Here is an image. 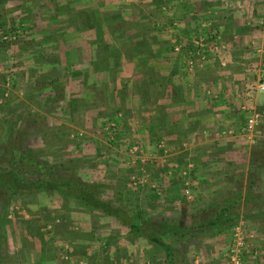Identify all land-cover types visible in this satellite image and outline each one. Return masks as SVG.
I'll list each match as a JSON object with an SVG mask.
<instances>
[{"label":"rangeland","instance_id":"1","mask_svg":"<svg viewBox=\"0 0 264 264\" xmlns=\"http://www.w3.org/2000/svg\"><path fill=\"white\" fill-rule=\"evenodd\" d=\"M209 1L0 0V169L27 155L51 170L20 172L22 179L81 183L130 213L188 226L224 207L236 219L219 229L222 264L236 225L246 236L244 264H264L246 223L252 208L241 209L259 204L264 190V163H254L264 159V90L256 89L264 0L247 20L260 38L240 51L221 15L238 6L247 13L246 1ZM165 92L187 110L171 113ZM251 113L258 124L249 138ZM157 251L78 201L45 189L11 195L0 183V264H157Z\"/></svg>","mask_w":264,"mask_h":264},{"label":"crops","instance_id":"2","mask_svg":"<svg viewBox=\"0 0 264 264\" xmlns=\"http://www.w3.org/2000/svg\"><path fill=\"white\" fill-rule=\"evenodd\" d=\"M206 1H205L206 3L212 4V1H209V0H206ZM245 1H246L247 13H245V14H244V12L242 13L240 11L241 9L240 10L238 9L239 8V6H238V8H236L235 10H232V8H230L231 11L227 12L226 15H224V16L221 15V21H222V24L224 27L225 36L226 37L228 36V38H230L233 34L238 35V40L235 42V45H236L235 49L238 51H240L241 48L247 44V41L251 40V38H253V37L260 38V37H258L259 36L258 32L255 33V31L252 29L253 27L247 26V24H248L247 20L250 18L249 15H251V13L255 14L254 12H252L253 11L252 6H257L258 1L257 0H245ZM194 2H195V4L204 5L202 8H207L209 6L207 4H204L205 2H199V0H194ZM259 9H260V12H263L264 6L261 5V8H259ZM228 10H229V8H228ZM250 10H252V11H250ZM257 15L258 14L256 13L255 16L257 17ZM235 45H234V47H235ZM236 50H234V51H236ZM161 51H165V50L161 49ZM76 61L79 62V59H76ZM170 62L171 61L168 62L167 60H165L163 62L164 66H168L170 64ZM205 82L209 83L207 81H205ZM221 87H223V89H225L224 85H221ZM168 93L169 92H165L164 95H161L160 97H161L162 103L163 102L166 103L165 101H168V102L170 101V103H173L172 105H169L166 103V106L169 107L168 110L170 109L171 113H173V112L175 113V111L179 110L178 112H176V114H181L180 111L184 112V110H187L186 109L187 107L185 105H182L183 103L180 102L181 107L179 106V101L174 100L175 97L173 94H171V93L168 94ZM184 96H181L180 100L190 98V96H187V97H184ZM228 96H230V97L227 100H230L231 103H233L235 101L237 103L238 101H240L239 94H237V96L235 97L234 94L230 95V93H228ZM197 98L202 99L203 96L198 95ZM208 98L212 100L214 105L216 104L217 100H215V98H213V97H208ZM208 98L205 97L206 100ZM201 102L203 103L204 101L201 100ZM220 102H222V101H219L218 103L220 104ZM224 106L218 105L216 107H212L210 104L209 108H211V111L214 109H219L220 110L219 114L222 115L223 110L225 111ZM226 109H227V111L229 110L228 107H226ZM169 124L171 126L174 125L172 123V121ZM187 124H188V122L184 123V124H183V122H181L180 123L181 128H185V127L187 128ZM170 125H168V126H170ZM260 160H263V161L254 162L255 164L259 163V165L258 164L256 165L257 169L262 168L261 166L264 163L263 158H260ZM255 176H256L255 178H257L256 173H255ZM261 180H262V182H264V175L263 174H261ZM166 190L167 191L170 190V187ZM214 190H215L214 188H212V190H211L213 192V194H214ZM261 194H264V190H262V189H260V191L258 193H256V195H255L256 200L258 202H260L259 204H254V205H250V206L247 205V207L245 206L244 208L242 205L241 209H242V212L244 213V212H246L247 209L252 208V213L248 216L245 215V217L247 219L246 223L250 229H253L252 230L253 233H255V237L253 239V243H254L253 245L256 248H258L260 253L264 254V251L263 250L261 251V249L264 248V197L260 198ZM114 206L122 208L130 216L135 214L136 212H140L142 214L143 221L146 224L144 227V232L143 233H136V234L142 235L149 242H151L152 244L157 246L158 251L155 254V257H153L157 260V264H222L223 263V261H224L223 250H224V247L226 248V246H227V243H225V242H227V239H226L224 233L220 232L219 229H221L225 225L229 224V222H227V223L225 222L226 224L221 223V226H219L217 228L214 227V229L207 228V224L211 221H220V220H222L223 217H225V218L231 217V215L227 216L228 214L226 212V208L219 207L218 208L219 213L212 220H208L206 222L196 223L195 225L188 226L184 222L183 218L178 219L174 222H172V221L170 222L169 219H167V218H159V219L155 220L149 214L147 215L143 211L137 210L134 213H130L127 209H125L119 205H114ZM208 206L209 205H207V207ZM224 209H225V211H224ZM223 212H224V214H223ZM96 213H98V212H96ZM98 214L103 215L100 213H98ZM106 216H108L112 221H114L116 224H118V226L124 228L125 230H127L130 233H134V232L130 231V229L128 227L121 224V222L117 218L110 216V215H106ZM182 217H184V216L182 215ZM149 227L152 230L150 229L147 233V228H149ZM151 236L156 238L158 242H154V241L150 240ZM171 238L176 240V246L175 247L168 245V242L166 241L167 239L170 240ZM193 247H194V251H193ZM197 248H199V250H196ZM185 255L186 256L188 255V256L185 257ZM252 258H250V261L249 260L247 261L248 262L247 264H252L253 260L257 263L258 259L252 260ZM161 260H162V262L160 263ZM147 264H150V261H147Z\"/></svg>","mask_w":264,"mask_h":264},{"label":"trees","instance_id":"3","mask_svg":"<svg viewBox=\"0 0 264 264\" xmlns=\"http://www.w3.org/2000/svg\"><path fill=\"white\" fill-rule=\"evenodd\" d=\"M27 157V155H21L20 162H12L9 168L4 170L0 169V183L6 187L11 195H16L19 192L45 189L46 191L60 195L63 198L78 201L94 212L113 216L117 218L121 224L128 227L130 231L134 233L144 232V227L146 224L144 223L142 214L140 212H136L131 216L128 215V213L122 208L116 207L112 203L100 199L95 191L89 188L87 185L71 182L70 180L43 178L40 175L33 180L20 178V172L24 173L27 172V170H37L42 175L48 172L47 169H50L45 163H39L35 160L27 159ZM15 165L16 167H12ZM234 219L236 218H233L232 216L229 218L223 217L220 221L209 222L207 224V228L214 229V227L217 228L221 226V223H227ZM150 229V227L147 228V233ZM150 240L158 242L157 239L152 236Z\"/></svg>","mask_w":264,"mask_h":264},{"label":"built area","instance_id":"4","mask_svg":"<svg viewBox=\"0 0 264 264\" xmlns=\"http://www.w3.org/2000/svg\"><path fill=\"white\" fill-rule=\"evenodd\" d=\"M200 49H203L201 45V40L197 42ZM188 64L193 67L195 64L192 59L188 61ZM256 89L263 91L264 90V76H261L257 82ZM258 124V114L251 113L246 120L244 131L246 135L251 138L254 135L255 127ZM246 249V236L241 225L234 226L232 230L231 241L227 251L228 264H244V250Z\"/></svg>","mask_w":264,"mask_h":264}]
</instances>
